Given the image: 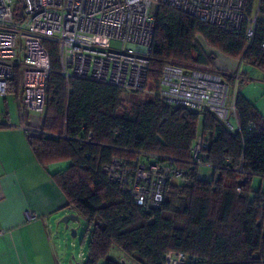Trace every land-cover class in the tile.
<instances>
[{
	"label": "trees",
	"instance_id": "trees-1",
	"mask_svg": "<svg viewBox=\"0 0 264 264\" xmlns=\"http://www.w3.org/2000/svg\"><path fill=\"white\" fill-rule=\"evenodd\" d=\"M248 13L257 16L252 40L247 22L231 32L158 3L148 72L154 95L143 102L127 101L124 93H140L117 85L67 79L58 44L46 43L52 64L47 106L41 122L28 125L42 132L27 136L43 166L67 163L52 177L67 206L88 223L85 264H127L110 257L113 247L132 264H167L169 253L184 255L178 264H264V113L241 90V78L236 85L235 74L216 62L224 54L264 72V0H249ZM168 62L221 73L235 90L237 130L209 109L164 100L158 92ZM8 90L22 112H31L23 104L20 65ZM116 159L171 168L160 206L138 205L133 192L111 178ZM202 165L213 168L210 180L200 177Z\"/></svg>",
	"mask_w": 264,
	"mask_h": 264
},
{
	"label": "built area",
	"instance_id": "built-area-1",
	"mask_svg": "<svg viewBox=\"0 0 264 264\" xmlns=\"http://www.w3.org/2000/svg\"><path fill=\"white\" fill-rule=\"evenodd\" d=\"M249 0H0V95L9 94V80L16 66L23 69V104L44 114L47 86L52 72L47 42L59 47L60 72L117 85L125 91L149 92L150 53L156 28V6L171 5L201 21L227 31H239L247 22L246 37L252 40L256 14L248 13ZM96 37L120 41L121 48L103 47ZM264 47V44H263ZM237 81L240 74H237ZM164 100L195 110L209 109L232 131L237 130L236 94L221 73L209 67H185L168 62L162 71ZM26 133L42 132L27 126ZM67 138V136H64ZM201 139L194 148L197 156ZM136 203L158 207L164 199L169 166H133L116 159L110 169ZM183 176L177 171L176 177ZM33 215L32 218H35ZM183 254L168 255L167 264L183 261Z\"/></svg>",
	"mask_w": 264,
	"mask_h": 264
},
{
	"label": "crops",
	"instance_id": "crops-1",
	"mask_svg": "<svg viewBox=\"0 0 264 264\" xmlns=\"http://www.w3.org/2000/svg\"><path fill=\"white\" fill-rule=\"evenodd\" d=\"M220 66L235 72L233 61L224 60ZM3 99L4 107L0 104V264H65L67 256L62 242L67 228L61 220L66 214L77 212L67 206L66 195L52 177L63 167L59 163L43 166L30 144L25 128L39 124L43 115L22 112V102L13 94ZM33 215L36 217L32 218Z\"/></svg>",
	"mask_w": 264,
	"mask_h": 264
},
{
	"label": "rangeland",
	"instance_id": "rangeland-1",
	"mask_svg": "<svg viewBox=\"0 0 264 264\" xmlns=\"http://www.w3.org/2000/svg\"><path fill=\"white\" fill-rule=\"evenodd\" d=\"M96 42L99 43L103 47L120 49L121 42L113 39H107L103 37H96ZM205 46H207L205 44ZM224 60H229V62H234L236 66L234 67V74L241 73V90L243 93L249 97L256 106L264 113V72L259 67L249 66L244 63H241L239 59H233L225 56L224 54H219V58L216 61L220 66L221 62ZM246 73V74H245ZM245 74V75H244ZM154 89L151 86V89ZM152 93H140V94H131L124 93V98L129 102H143L152 97ZM13 109L15 104L13 103ZM3 96L0 97L1 106L4 105ZM4 107V106H3ZM31 115L38 116L35 112H31ZM67 165L66 162L59 163V166L65 167ZM213 176V168L208 165H202L200 167V177L205 180H210ZM259 179H255L254 185L257 186L259 184ZM70 228L77 229V236H73L69 229L64 228L63 234V249L65 251V255L67 256L65 264H85L87 258L89 257V242H90V233L87 232L88 223L83 218L80 217L79 221H70ZM84 253V255H82ZM110 257L116 259L118 261L123 262L126 261L127 264H132L128 260V258L122 253V251L118 247H113L110 253Z\"/></svg>",
	"mask_w": 264,
	"mask_h": 264
},
{
	"label": "water",
	"instance_id": "water-1",
	"mask_svg": "<svg viewBox=\"0 0 264 264\" xmlns=\"http://www.w3.org/2000/svg\"><path fill=\"white\" fill-rule=\"evenodd\" d=\"M80 217L81 216L78 213H70V214H66L65 216H63L61 221L65 224V227L67 229H69L70 228V221H79ZM71 233L73 236H76L77 235V229L71 228Z\"/></svg>",
	"mask_w": 264,
	"mask_h": 264
}]
</instances>
